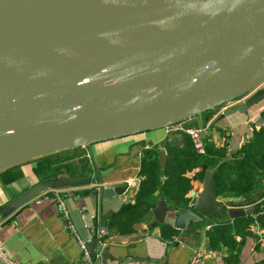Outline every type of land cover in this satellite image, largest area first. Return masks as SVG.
<instances>
[{"label":"water","instance_id":"obj_1","mask_svg":"<svg viewBox=\"0 0 264 264\" xmlns=\"http://www.w3.org/2000/svg\"><path fill=\"white\" fill-rule=\"evenodd\" d=\"M263 82L264 0H0V172L175 124L239 97L245 99L223 113L246 114L264 100ZM165 158L160 151L161 168ZM202 168L192 206L176 212L160 197L152 211L157 222L184 230L220 209L213 174ZM91 180H42L13 197L0 220L45 191ZM124 191L90 190L83 211L75 197L65 200L94 255L101 247L93 229L111 203L127 204Z\"/></svg>","mask_w":264,"mask_h":264},{"label":"crops","instance_id":"obj_2","mask_svg":"<svg viewBox=\"0 0 264 264\" xmlns=\"http://www.w3.org/2000/svg\"><path fill=\"white\" fill-rule=\"evenodd\" d=\"M206 125V142L211 150L235 154L250 139L253 131H264V100L246 114L224 115L218 108H211L175 124L66 149L1 171L0 210L20 192L45 179L65 175L69 178L91 176L92 180L87 185L45 191L21 204L0 220V245L19 264H82L81 250L60 217L55 195L59 194L65 200L75 197V205L83 211L88 191L123 186L125 191L122 196L127 204L111 203V210L97 222L99 227L93 229L96 231L104 227L107 230L105 244L97 252L101 264H187L195 249L203 253L207 249L212 250L204 264L264 262V246L256 242L258 228L255 213L232 219L227 214V210L232 208L263 205L264 182L249 197L217 192L216 201L220 209L199 222L190 221L184 230L154 219L152 211L158 198L162 197L158 192L153 195V205L148 213L144 190L138 198L140 205L132 211L127 208L134 204L140 185L145 180L141 166L143 160H147V152L156 151L159 154L163 150L166 163L169 150L180 148L186 140L190 141L186 133L171 129ZM175 141L178 143H170ZM199 171L196 168L184 174L190 184L185 194L188 208L192 206L195 195L202 190L204 177L198 178ZM94 222L91 217L86 221L90 226ZM95 246L97 249L99 245ZM0 264L4 263L0 260Z\"/></svg>","mask_w":264,"mask_h":264},{"label":"trees","instance_id":"obj_3","mask_svg":"<svg viewBox=\"0 0 264 264\" xmlns=\"http://www.w3.org/2000/svg\"><path fill=\"white\" fill-rule=\"evenodd\" d=\"M184 143L180 148L169 150L163 168L159 164L158 152H147V160L144 159L141 166V174L145 175V180L140 185L134 204L127 206L129 211L140 205L138 198L143 190L147 195V213L153 205L155 192L174 204L175 209H187L188 199L185 198V194L190 184L184 174L198 168L200 171L197 176L203 179L206 171L202 168L203 165L211 169L218 194L249 197L262 187L264 182L262 129L253 131L250 139L235 154H226L225 150H211L210 144L206 141L204 153L198 154L191 140ZM259 207L256 206L254 213L258 212ZM256 221L264 230V213L257 215Z\"/></svg>","mask_w":264,"mask_h":264},{"label":"built area","instance_id":"obj_4","mask_svg":"<svg viewBox=\"0 0 264 264\" xmlns=\"http://www.w3.org/2000/svg\"><path fill=\"white\" fill-rule=\"evenodd\" d=\"M264 84V82H263ZM245 99V97H239L230 101L224 102V106L219 108V111L221 113L225 112L228 108H231L233 106H236L240 102H242ZM221 105V104H220ZM171 131L175 132H184L186 133L195 149V151L198 154L204 153L205 149V141L208 134V128L206 126H200L195 128H184L181 126H176ZM228 136V134L225 135V138ZM55 200L57 203V206L59 208L60 217L64 220L65 226L67 230L71 233V235L74 237L76 242L79 245V248L81 250V263L82 264H94L96 258L99 256V253L94 255L90 249V247L87 244V241L83 240L81 236L78 234L77 230L75 229L74 225L70 221L69 217V211L65 204V199H63L59 194L55 195ZM107 234V230L104 227H100L96 230L95 239L96 244L100 247L105 244V236ZM256 238H257V244L264 246V231L260 228L256 231ZM212 254L211 249H207L204 253L201 252V250L195 249L187 262V264H204V261L208 255ZM0 260L4 264H19L18 261L15 259L10 258L7 253L3 250L2 246L0 245ZM264 264V262L259 263Z\"/></svg>","mask_w":264,"mask_h":264},{"label":"rangeland","instance_id":"obj_5","mask_svg":"<svg viewBox=\"0 0 264 264\" xmlns=\"http://www.w3.org/2000/svg\"><path fill=\"white\" fill-rule=\"evenodd\" d=\"M222 106H224L223 103H222L221 105H219V106L214 107V108H215V109H216V108L219 109V108L222 107ZM257 206H258V207L260 206V207H259L258 212H257V213L255 212V222H256L255 225L257 226V228H260L261 230H263V229L259 226V224L257 223V221H256V217H257V215H259V214H263V213H264V205H262V204H261V205L258 204ZM254 207H255V206H254ZM241 208H243V207H241ZM255 208H256V207H255ZM254 211H255V210H254ZM263 231H264V230H263ZM256 242H257V239H256Z\"/></svg>","mask_w":264,"mask_h":264}]
</instances>
